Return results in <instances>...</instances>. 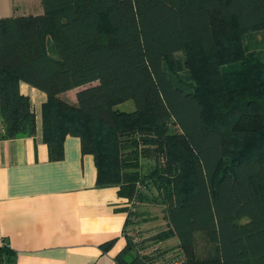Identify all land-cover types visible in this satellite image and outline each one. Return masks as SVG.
I'll use <instances>...</instances> for the list:
<instances>
[{"label": "trees", "instance_id": "trees-1", "mask_svg": "<svg viewBox=\"0 0 264 264\" xmlns=\"http://www.w3.org/2000/svg\"><path fill=\"white\" fill-rule=\"evenodd\" d=\"M42 5V16L0 19L5 138L36 133L20 83L46 93L51 157L68 135L79 137L98 184L118 186L130 204L118 264H264V47L245 42L264 33V0ZM74 89L77 106L59 97ZM128 101L133 112L116 110ZM152 204L168 229L143 243L175 240V256L144 253L128 233L150 221L138 206ZM198 233L212 247L205 259Z\"/></svg>", "mask_w": 264, "mask_h": 264}, {"label": "crops", "instance_id": "crops-1", "mask_svg": "<svg viewBox=\"0 0 264 264\" xmlns=\"http://www.w3.org/2000/svg\"><path fill=\"white\" fill-rule=\"evenodd\" d=\"M42 15V0H0V19ZM80 89L59 97L77 106ZM20 91L30 98L36 133L7 139L0 120V264H118L128 200L118 186L98 184L95 157L79 137L68 135L61 156L51 157L43 125L48 96L24 82Z\"/></svg>", "mask_w": 264, "mask_h": 264}, {"label": "rangeland", "instance_id": "rangeland-1", "mask_svg": "<svg viewBox=\"0 0 264 264\" xmlns=\"http://www.w3.org/2000/svg\"><path fill=\"white\" fill-rule=\"evenodd\" d=\"M261 34L264 36L263 31H255L253 33H250V35L246 37L247 39L245 40V42L251 45L252 47H256V48H261L262 46L264 47V45H262L259 42L261 39H264L261 37L262 36ZM116 110L126 113L133 112L135 110L134 102L128 101L126 103H123L117 106ZM170 133L175 135V134H180L181 131L175 123H172L170 125ZM142 161H143L142 163L151 162L152 164L153 158L148 157L142 159ZM137 210L141 213L146 212L147 217L150 221L144 222L134 227H129L128 233L131 235L137 234L135 236V239L137 240L138 243H140L139 244L140 248L141 247L145 248L143 252L148 253L150 255L158 256L157 254L158 251L161 252L165 251L164 255L168 258L177 255L179 252L177 248V242L175 240H169L161 244L156 243L154 241L143 243V241L150 239L156 234L168 229L162 208L159 205H154V204H152L150 207L139 205ZM211 248L212 247L207 242L205 235H203V233H198L196 235V250H197L198 258L200 259L207 258L208 255L211 253Z\"/></svg>", "mask_w": 264, "mask_h": 264}]
</instances>
